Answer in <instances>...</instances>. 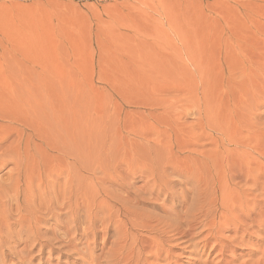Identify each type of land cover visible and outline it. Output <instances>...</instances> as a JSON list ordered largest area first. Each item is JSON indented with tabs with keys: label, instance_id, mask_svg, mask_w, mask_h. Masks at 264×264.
I'll list each match as a JSON object with an SVG mask.
<instances>
[{
	"label": "rangeland",
	"instance_id": "rangeland-1",
	"mask_svg": "<svg viewBox=\"0 0 264 264\" xmlns=\"http://www.w3.org/2000/svg\"><path fill=\"white\" fill-rule=\"evenodd\" d=\"M263 159L264 0H0V264H65L63 243L34 246L68 218L34 217L70 197L155 217L216 188L228 229L255 187L228 180ZM254 220L167 264H258Z\"/></svg>",
	"mask_w": 264,
	"mask_h": 264
},
{
	"label": "bare ground",
	"instance_id": "bare-ground-1",
	"mask_svg": "<svg viewBox=\"0 0 264 264\" xmlns=\"http://www.w3.org/2000/svg\"><path fill=\"white\" fill-rule=\"evenodd\" d=\"M228 182L233 186L241 183L255 185L253 189H247L252 198L241 197L245 190L238 192L243 204L238 206L236 215L229 216L232 224L228 229L222 224L218 225L225 217L218 214L220 207L216 188L205 189L197 194L199 201L195 211L187 208L184 202L176 201L169 210L163 205L154 207L157 211L155 217L145 216L144 208L127 207L112 200L104 204L101 202L103 199L99 201L93 198L87 201L83 197L79 200L70 197L60 205L64 209L68 208L70 212L60 213L54 218V211L49 209L45 214L34 217L35 221H38L48 216L55 227L57 223L68 218V222L63 224L64 232L46 230L43 238L34 246V249H37L36 257H40L48 245L56 242L63 243L66 251L51 248L48 253L53 255L59 252L66 258L65 264H167V261L172 259L171 252L174 248L182 251L188 249V253L194 255L204 250L211 239H215V232L220 234L228 231L233 233L237 240L244 241L248 238V230L255 227L254 217L258 216L262 222L264 220V199L254 194L260 189L264 192V167L258 168L255 175L251 171L242 172ZM229 188L225 186L226 190ZM132 209L141 214L133 218ZM104 212L107 215L99 218ZM163 213L168 215L162 216ZM81 215L84 219H81ZM80 223L87 226L81 228ZM97 224L99 229L95 228ZM202 225L207 228L204 232L196 234ZM203 233L206 235L200 242H195L196 237ZM100 234L103 236L102 241L94 242L92 239H96ZM90 240L92 242L88 243ZM215 240L219 243L222 241L220 238ZM178 241L184 244L182 249L180 244H172ZM222 243L223 241L216 244V248ZM79 246L82 247L77 249ZM258 264H264V259L259 260Z\"/></svg>",
	"mask_w": 264,
	"mask_h": 264
}]
</instances>
